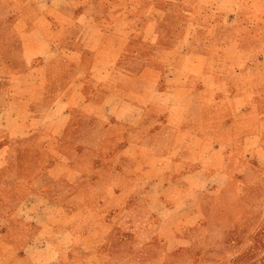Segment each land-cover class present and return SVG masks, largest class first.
Returning <instances> with one entry per match:
<instances>
[{
  "label": "crops",
  "instance_id": "crops-1",
  "mask_svg": "<svg viewBox=\"0 0 264 264\" xmlns=\"http://www.w3.org/2000/svg\"><path fill=\"white\" fill-rule=\"evenodd\" d=\"M166 1L0 0V264H152L264 177V43Z\"/></svg>",
  "mask_w": 264,
  "mask_h": 264
},
{
  "label": "rangeland",
  "instance_id": "rangeland-1",
  "mask_svg": "<svg viewBox=\"0 0 264 264\" xmlns=\"http://www.w3.org/2000/svg\"><path fill=\"white\" fill-rule=\"evenodd\" d=\"M166 2L176 7L177 1ZM180 3V6L194 11L200 6L214 7L220 19L224 18L229 27H244L245 42H250L247 44L251 46L252 42V46L255 43L257 46L261 41L264 43V0H185ZM104 4L114 14L126 9H121L124 4L120 3L112 6L105 2ZM175 10L176 8H173L167 13L166 20L159 27H172L171 21L173 25L176 24L178 18ZM2 19L3 17H0V25ZM91 147L98 145L92 144ZM64 148L60 151L65 152L67 147ZM249 183L250 187H247L233 179L225 189L212 196L209 199L210 204L203 208L196 227L181 233L184 245L176 249L173 255L165 257L163 247L159 243H147L155 252L151 263L264 264V177L261 179L256 175ZM102 195L111 199L113 193L106 192ZM131 248L139 250L142 247L133 244ZM138 257H132L135 263L124 257L125 259L110 264H137Z\"/></svg>",
  "mask_w": 264,
  "mask_h": 264
}]
</instances>
